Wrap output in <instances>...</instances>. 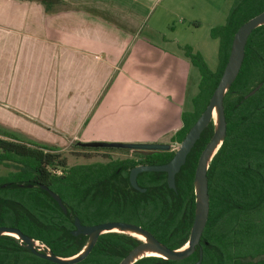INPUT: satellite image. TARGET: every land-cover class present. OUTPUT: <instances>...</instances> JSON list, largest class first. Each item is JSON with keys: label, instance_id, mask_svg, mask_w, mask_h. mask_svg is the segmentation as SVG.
<instances>
[{"label": "trees", "instance_id": "trees-1", "mask_svg": "<svg viewBox=\"0 0 264 264\" xmlns=\"http://www.w3.org/2000/svg\"><path fill=\"white\" fill-rule=\"evenodd\" d=\"M49 10L60 0H34ZM264 10V0H233L223 24L209 36L218 40L217 66L212 70L204 56L189 45L180 46L198 70L197 91L191 109L182 112L181 127L170 141L179 143L205 109L227 61L238 27ZM260 86L250 95L249 92ZM247 95V97H245ZM225 137L207 169L209 213L200 243L179 260L144 256L132 264H264V24L254 28L245 44L244 58L234 81L224 94ZM213 122L201 132L175 175L176 189L168 187L166 173L140 172L131 187L128 174L137 164H162L175 149L136 150L110 146H79L105 151V161L68 164L65 156L38 141H23L0 130V226L19 228L60 257L79 253L87 236L73 235L74 218L82 224L119 220L149 231L172 249L183 246L194 219V172L199 155L213 134ZM78 146V145H76ZM112 150L134 156L115 158ZM62 170L61 174L55 172ZM57 193L66 212L41 187ZM139 243L129 234L101 233L88 255L74 264H118ZM0 264H57L31 252L18 238L0 235Z\"/></svg>", "mask_w": 264, "mask_h": 264}, {"label": "crops", "instance_id": "crops-1", "mask_svg": "<svg viewBox=\"0 0 264 264\" xmlns=\"http://www.w3.org/2000/svg\"><path fill=\"white\" fill-rule=\"evenodd\" d=\"M161 1L60 0L46 10L34 0H0V101L42 120L26 121L50 140L66 132L80 141L170 143L199 78L192 89L196 68L176 44L213 60L218 40L171 36V44L152 20L142 26ZM231 3L203 2L208 34L225 23ZM181 11L164 4L156 18ZM10 111L0 104V114L12 118Z\"/></svg>", "mask_w": 264, "mask_h": 264}, {"label": "water", "instance_id": "water-1", "mask_svg": "<svg viewBox=\"0 0 264 264\" xmlns=\"http://www.w3.org/2000/svg\"><path fill=\"white\" fill-rule=\"evenodd\" d=\"M262 24H264V10L249 18L235 31L231 41L229 55L218 84L215 87L211 97L209 98L205 109L201 112L195 122L190 126L183 139L178 143L176 149L174 150L172 158L162 164H137L131 167L129 170V183L136 190L145 191V188H141L137 183V175L140 172L145 171L165 172L168 187L175 190L176 173L185 163L188 153L194 146L195 142L199 139L201 132L209 124L210 121L213 122V134L201 151L194 172V219L190 228L188 240L183 246L177 249H172L156 239V237H154L149 231L133 223L119 220H110L87 225L82 224L78 217L74 218V229L71 232L73 235H86L87 242L79 253L69 257L56 256L49 250L45 251L43 248H37L35 240L23 234L22 231L17 227L2 225L0 226V235L9 234L13 236V234H15L16 236L14 237L23 242L26 247L31 250L32 253L57 264H74L84 259L90 252L91 248L94 246L98 236L101 233L109 231H117L136 237L134 234L129 232L132 231L141 234L146 239L141 240L136 237L139 240V243L132 249H130L118 264H132L139 258L148 256L147 254L143 255V252L148 249L157 251L161 254V256L159 257L170 260L183 259L192 254L196 249V246H198L200 243V238L209 213V195L207 181L208 165L219 149L226 134V120L223 107L224 94L228 90L240 70L244 58L245 44L248 36L254 28ZM259 86L260 84L252 89L247 95L255 92ZM247 95H245V97H247ZM214 109L216 110L217 114L216 122L213 119ZM75 144L78 146H110L146 151L169 150L172 148L171 143L164 142H109L79 140L75 142ZM41 187L45 189L49 193V195L58 203L62 210L66 212V207L63 205L60 196L54 191L50 190L46 185H41ZM201 259L202 249H199V259L197 260L196 264H200Z\"/></svg>", "mask_w": 264, "mask_h": 264}, {"label": "rangeland", "instance_id": "rangeland-1", "mask_svg": "<svg viewBox=\"0 0 264 264\" xmlns=\"http://www.w3.org/2000/svg\"><path fill=\"white\" fill-rule=\"evenodd\" d=\"M228 1L229 0H203V1L202 0H162L159 4L156 3L154 5L155 10H151V12H149L148 17H146L145 20L142 22V26L144 25L146 26L147 25L146 23L149 20H152V24L156 26L155 28V32H157L156 35L161 36V39L166 40L167 36L165 34L169 33L167 41L170 42L171 44L176 43L175 40L169 38L171 36L177 37L180 40L185 39L186 41H189V43L190 42L192 43L195 40L203 42V39H210L208 30L206 28V24L202 20V18L206 17V14L204 12L202 13V10H204L202 9L203 2L207 5L208 8L215 9L217 8L216 4L218 2L221 5V7L224 8L223 6ZM164 4H167L168 6L174 8L175 11H179V10L182 11L178 12L174 16L171 13L170 16L167 18L158 19L156 18L157 16L156 11L159 10V8L162 7ZM221 16L222 15L220 14L219 17ZM192 17H196L195 19H198L196 21L198 23L200 21L201 24L197 25L191 23L194 22L191 21ZM173 27L174 29H172ZM142 31H146V29L144 28ZM176 45L178 48L179 45L184 46L181 44H176ZM201 47H203V45H201ZM206 55L204 54L203 56L208 66L211 69H215L217 64V57L216 58L214 57L212 60L209 53H206ZM197 77H198V70L194 69V71H192L191 73V79H190V86L192 87V89L194 87V81H196ZM0 104L2 106L7 107L9 111L11 110L10 112L12 113L9 112V114H13L11 115L12 118L11 117L8 118L5 117L4 114H0L1 131L5 130L11 132L13 136L23 141H38L40 143L46 144L47 146L53 148L55 151L61 153V155L65 156L67 159V163L69 165L74 163H85L96 160L99 161L108 160V157L102 156L105 155L104 153L105 151H97V152L90 151L89 153L95 154L92 155L90 158H86L82 156V154L85 153L86 151L84 149H80L79 146H76L75 142L79 141V139L77 137L70 136L66 132L64 133L65 135L63 136L64 139L61 140H50L51 139L50 137L48 136L44 137L43 132L38 131L36 125L29 124L30 121L34 124L35 122L42 123V120L34 119L29 113L15 107H11L7 102L0 101ZM30 117L32 118L30 119ZM26 120H30V121L27 122ZM56 131L58 130L56 129ZM170 143L171 145H173V149H176L178 143H174L171 141ZM133 154H134L133 152H126V150H112L111 152V155L115 158L131 157L134 156ZM10 169L12 168H5L0 166V173H5L7 170Z\"/></svg>", "mask_w": 264, "mask_h": 264}, {"label": "bare ground", "instance_id": "bare-ground-1", "mask_svg": "<svg viewBox=\"0 0 264 264\" xmlns=\"http://www.w3.org/2000/svg\"><path fill=\"white\" fill-rule=\"evenodd\" d=\"M213 119L216 122L217 120V114H216V110H213ZM130 233L134 234L137 238L141 239V240H146L141 234L129 231ZM13 236H16L15 234H13ZM147 254L148 256H161V254L157 251H154L152 249H148L145 252H143V255Z\"/></svg>", "mask_w": 264, "mask_h": 264}, {"label": "built area", "instance_id": "built-area-1", "mask_svg": "<svg viewBox=\"0 0 264 264\" xmlns=\"http://www.w3.org/2000/svg\"><path fill=\"white\" fill-rule=\"evenodd\" d=\"M35 244L37 248H43L44 250H48V248L43 243L39 242L38 240H35Z\"/></svg>", "mask_w": 264, "mask_h": 264}, {"label": "flooded vegetation", "instance_id": "flooded-vegetation-1", "mask_svg": "<svg viewBox=\"0 0 264 264\" xmlns=\"http://www.w3.org/2000/svg\"><path fill=\"white\" fill-rule=\"evenodd\" d=\"M171 149H173V145H172V148ZM146 151V150H145ZM55 172L57 173V174H61L62 173V170H60V169H56L55 170ZM137 177H138V175H137ZM131 185V184H130ZM132 187V186H131ZM133 188V187H132ZM141 192H144V191H141ZM49 250V249H48ZM48 250H45V251H48Z\"/></svg>", "mask_w": 264, "mask_h": 264}]
</instances>
